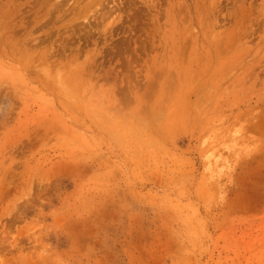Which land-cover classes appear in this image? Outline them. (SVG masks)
I'll use <instances>...</instances> for the list:
<instances>
[{"label": "rangeland", "instance_id": "374dc122", "mask_svg": "<svg viewBox=\"0 0 264 264\" xmlns=\"http://www.w3.org/2000/svg\"><path fill=\"white\" fill-rule=\"evenodd\" d=\"M0 264H264V0H0Z\"/></svg>", "mask_w": 264, "mask_h": 264}]
</instances>
